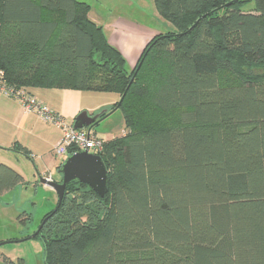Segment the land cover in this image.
<instances>
[{
    "label": "trees",
    "instance_id": "trees-1",
    "mask_svg": "<svg viewBox=\"0 0 264 264\" xmlns=\"http://www.w3.org/2000/svg\"><path fill=\"white\" fill-rule=\"evenodd\" d=\"M152 1L176 32L127 71L87 4L0 0L6 86L116 94L125 124L105 198L74 182L41 219L45 264H264V75L239 69L264 66V0ZM23 183L0 164V195Z\"/></svg>",
    "mask_w": 264,
    "mask_h": 264
},
{
    "label": "crops",
    "instance_id": "crops-1",
    "mask_svg": "<svg viewBox=\"0 0 264 264\" xmlns=\"http://www.w3.org/2000/svg\"><path fill=\"white\" fill-rule=\"evenodd\" d=\"M77 1L89 6V20L102 28L108 43L122 54L126 68L128 65L132 70L146 44L157 34L132 17L113 14L111 10L114 9L107 3L96 6L94 0ZM24 91L59 114L69 125H73L79 113L87 112L90 116L98 114L109 110L120 99L118 95L111 93L69 89L28 88ZM95 136L98 137L96 134ZM61 137V130L44 122L36 112L26 111L17 100L0 95V164H5L22 175L23 169L20 168L29 160L11 150L17 143L31 154L41 176L46 175L58 181L60 175L57 167L60 161L52 151ZM45 189L53 192L47 187Z\"/></svg>",
    "mask_w": 264,
    "mask_h": 264
},
{
    "label": "rangeland",
    "instance_id": "rangeland-1",
    "mask_svg": "<svg viewBox=\"0 0 264 264\" xmlns=\"http://www.w3.org/2000/svg\"><path fill=\"white\" fill-rule=\"evenodd\" d=\"M94 5L107 3L114 10L115 15L128 16L142 23L146 28L157 34L176 32L173 26L164 21L157 14L152 0H94ZM244 13L254 8L255 0H246ZM97 10H100L97 8ZM246 74L264 75V66L239 68ZM127 71L131 68L127 65ZM120 100V99H119ZM118 100V102H119ZM125 124L122 112L116 110L106 119H103L93 130L104 141L123 136ZM22 175L24 183L9 193L0 195V264L2 257L14 263L45 264V252L39 238L27 240L36 232L41 219L52 211L57 203L54 192L48 191L36 182L34 169L30 162L24 163ZM35 178V179H34ZM51 192V193H50Z\"/></svg>",
    "mask_w": 264,
    "mask_h": 264
},
{
    "label": "water",
    "instance_id": "water-1",
    "mask_svg": "<svg viewBox=\"0 0 264 264\" xmlns=\"http://www.w3.org/2000/svg\"><path fill=\"white\" fill-rule=\"evenodd\" d=\"M113 111L103 110L98 114L90 116L87 112L79 113L73 122L74 130L86 129L92 130L105 118L111 115ZM34 169L36 182L51 189L57 196V206L60 205L65 193V188L71 183L77 182L88 186L97 196L105 198L108 186V172L100 156L90 154L87 151L78 152L68 156L60 167L61 182L48 181L41 176L34 165L29 160ZM41 226L27 240L35 238Z\"/></svg>",
    "mask_w": 264,
    "mask_h": 264
},
{
    "label": "built area",
    "instance_id": "built-area-1",
    "mask_svg": "<svg viewBox=\"0 0 264 264\" xmlns=\"http://www.w3.org/2000/svg\"><path fill=\"white\" fill-rule=\"evenodd\" d=\"M3 77V73L0 72V95L17 100L24 110L36 112L44 122L54 125L61 130V140L52 151L55 158L60 162L78 152L87 151L90 154L96 155L102 150V139L96 137L95 134L88 132L86 129L74 130L73 125L67 124L59 114L51 111L24 90H16L6 86ZM69 150H71V154H69ZM42 176L46 180L52 181L49 176Z\"/></svg>",
    "mask_w": 264,
    "mask_h": 264
}]
</instances>
